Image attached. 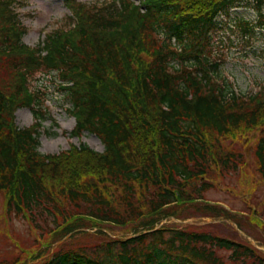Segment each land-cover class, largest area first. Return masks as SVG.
<instances>
[{"label":"trees","instance_id":"trees-1","mask_svg":"<svg viewBox=\"0 0 264 264\" xmlns=\"http://www.w3.org/2000/svg\"><path fill=\"white\" fill-rule=\"evenodd\" d=\"M62 1L70 16L30 48L13 8L21 0H0L1 232L13 237L19 220L31 238L0 264L35 261L42 245L68 234L37 264H264L235 228L229 237L213 224L161 225L196 215L231 221L264 246V198L248 207L247 184L240 213L200 202L249 166L237 144L257 131L251 153L264 185V87L233 90L209 59L218 15L256 10V22H242L250 34L264 28V0ZM43 72L63 82L71 136L95 135L102 153L85 144L38 151L44 96L31 81ZM18 108L32 111L30 127L15 125Z\"/></svg>","mask_w":264,"mask_h":264},{"label":"rangeland","instance_id":"rangeland-1","mask_svg":"<svg viewBox=\"0 0 264 264\" xmlns=\"http://www.w3.org/2000/svg\"><path fill=\"white\" fill-rule=\"evenodd\" d=\"M81 1L92 3L102 0ZM135 1L137 2V0ZM13 8L27 29L23 43L30 47L41 42L46 33L63 26L67 15V10L63 7L61 0H23L22 5H13ZM257 16L256 10L250 8H231L218 15L216 27L211 31V55H209V59L213 63L217 62V75L237 92L255 93L260 87H264V28H253L252 33L245 34L242 26V22H256ZM58 78L56 72H43L37 74L31 81V89L33 91L40 89L44 96L42 110L45 112L37 121L40 123L38 151L42 154H56L68 150L70 146L85 144L99 153L102 152L104 148L96 136L88 132H83L80 139L71 136L75 120L68 112L69 104L65 102L63 94L58 90V86L62 83ZM14 114V123L19 128L30 127L34 122L32 111L28 108H18ZM260 133L257 131L247 136V145H245L246 140L237 144L249 156V166L243 170L246 171V174L242 171L239 175H225L218 179L215 187L204 194L205 198L214 203L223 204L228 209L244 211L246 194L249 193L246 192V184L251 191L249 197H252V203H249L248 207L251 208L254 202L259 203L264 198V185L258 179L251 153V145ZM242 143L244 148L241 146ZM186 219L192 221L190 226L213 224L223 236L230 237L235 228L234 223H230L231 221H225L228 226L223 225L224 221L222 220H211L198 215ZM186 219L183 216L181 221ZM161 224L186 226L185 223L172 220L163 221ZM12 225L13 237L9 234L3 235L1 232L3 220L0 218V261L19 253L12 244L18 243L19 247L31 244L27 224L15 220ZM237 235L254 241L260 248L258 250L264 253V246L259 245L253 237L247 236L243 231ZM69 236H65L49 246L42 245L41 252L43 250V253L41 256L35 261L27 262V264L41 263Z\"/></svg>","mask_w":264,"mask_h":264},{"label":"water","instance_id":"water-1","mask_svg":"<svg viewBox=\"0 0 264 264\" xmlns=\"http://www.w3.org/2000/svg\"><path fill=\"white\" fill-rule=\"evenodd\" d=\"M178 222V221H177ZM182 223H185V224H191L192 223V221H190V220H187V221H184V222H182Z\"/></svg>","mask_w":264,"mask_h":264}]
</instances>
